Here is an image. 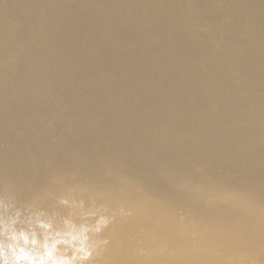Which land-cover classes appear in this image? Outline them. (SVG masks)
<instances>
[{
    "label": "bare ground",
    "instance_id": "6f19581e",
    "mask_svg": "<svg viewBox=\"0 0 264 264\" xmlns=\"http://www.w3.org/2000/svg\"><path fill=\"white\" fill-rule=\"evenodd\" d=\"M9 185L126 208L95 264H264V0H0Z\"/></svg>",
    "mask_w": 264,
    "mask_h": 264
},
{
    "label": "clouds",
    "instance_id": "9594fccd",
    "mask_svg": "<svg viewBox=\"0 0 264 264\" xmlns=\"http://www.w3.org/2000/svg\"><path fill=\"white\" fill-rule=\"evenodd\" d=\"M58 205L67 214L0 187V264H95L110 243L105 230L130 215L84 198L61 197Z\"/></svg>",
    "mask_w": 264,
    "mask_h": 264
}]
</instances>
